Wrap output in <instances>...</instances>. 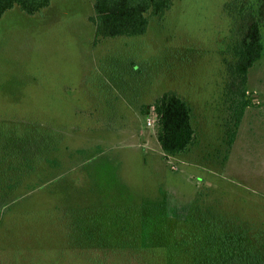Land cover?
<instances>
[{
    "label": "rangeland",
    "instance_id": "rangeland-1",
    "mask_svg": "<svg viewBox=\"0 0 264 264\" xmlns=\"http://www.w3.org/2000/svg\"><path fill=\"white\" fill-rule=\"evenodd\" d=\"M94 1L0 18V155L24 156L2 176L0 192L20 196L0 221V264H168L207 210L263 234L264 51L228 146L229 0H174L145 34L99 42ZM168 90L193 108L185 153L157 139L149 105Z\"/></svg>",
    "mask_w": 264,
    "mask_h": 264
},
{
    "label": "trees",
    "instance_id": "trees-1",
    "mask_svg": "<svg viewBox=\"0 0 264 264\" xmlns=\"http://www.w3.org/2000/svg\"><path fill=\"white\" fill-rule=\"evenodd\" d=\"M173 2L174 0H95L94 14L90 16L96 30L95 42L145 34L151 17L161 18ZM50 3L51 0H0V18L14 6L34 14ZM226 8L233 19L234 38L230 49L235 58L227 61L226 82L230 113L226 142L231 146L243 112L251 103L246 86L249 69L264 51V0H229ZM149 106L153 108L157 139L164 152L180 154L191 149L197 141V130L193 125V108L190 102L176 91L168 90L157 96ZM148 110L144 109L143 113ZM8 157L10 160L17 158L18 163L13 169L18 173L22 167V161L18 158L24 157L23 155H0V186L5 182L2 181V176L8 167ZM31 158L37 160L39 156L31 155ZM15 182L17 184L18 181ZM18 196L20 194L0 192V221L10 202ZM190 214L191 212L188 215ZM183 218L180 216L178 219ZM191 218L193 228L185 230L182 238L169 247L168 264H177L172 261L175 256H182L181 264H264V244L259 239V236L264 239V233L251 234L247 225H243L241 221L231 220V217L210 210L202 213L200 218L194 215L189 219Z\"/></svg>",
    "mask_w": 264,
    "mask_h": 264
},
{
    "label": "built area",
    "instance_id": "built-area-1",
    "mask_svg": "<svg viewBox=\"0 0 264 264\" xmlns=\"http://www.w3.org/2000/svg\"><path fill=\"white\" fill-rule=\"evenodd\" d=\"M148 123L151 124L152 123V120L150 117H148Z\"/></svg>",
    "mask_w": 264,
    "mask_h": 264
}]
</instances>
